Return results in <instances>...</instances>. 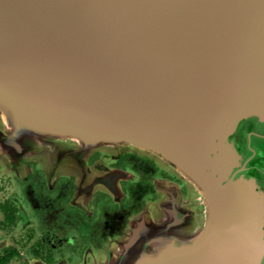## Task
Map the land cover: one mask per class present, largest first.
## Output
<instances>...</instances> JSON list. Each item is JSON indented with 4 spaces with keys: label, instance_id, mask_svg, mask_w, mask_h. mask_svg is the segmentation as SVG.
<instances>
[{
    "label": "water",
    "instance_id": "95a60500",
    "mask_svg": "<svg viewBox=\"0 0 264 264\" xmlns=\"http://www.w3.org/2000/svg\"><path fill=\"white\" fill-rule=\"evenodd\" d=\"M95 151L191 191L95 264H263L264 0H0V153L77 177Z\"/></svg>",
    "mask_w": 264,
    "mask_h": 264
},
{
    "label": "flooded vegetation",
    "instance_id": "af4514ba",
    "mask_svg": "<svg viewBox=\"0 0 264 264\" xmlns=\"http://www.w3.org/2000/svg\"><path fill=\"white\" fill-rule=\"evenodd\" d=\"M2 159L0 264H95L146 209L191 193L177 173L132 153L94 152L77 177Z\"/></svg>",
    "mask_w": 264,
    "mask_h": 264
},
{
    "label": "rangeland",
    "instance_id": "374dc122",
    "mask_svg": "<svg viewBox=\"0 0 264 264\" xmlns=\"http://www.w3.org/2000/svg\"><path fill=\"white\" fill-rule=\"evenodd\" d=\"M95 152H98V151H95ZM90 155H91V154H90ZM90 155H89V156H90ZM2 156H3V155H2ZM89 156H88V157H89ZM0 159H2V158H0ZM2 160H3V159H2ZM4 160H6V159H4ZM4 160H3V161H4ZM23 160H24V161H25V160H33V161L35 160V161H39L38 158L31 157V156H30L29 158L26 157V158H24ZM6 161H7V160H6ZM4 162H5V161H4ZM22 162H23V161L21 160L20 163H22ZM7 163H8V165H12V164H13V163H9L8 161H7ZM41 169H43L42 166H41ZM76 169H77V168H75V170H76ZM43 170H44V169H43ZM44 172H45V171H44ZM59 175H63V174H54V175H52V176L54 177V176H59ZM64 175H65V174H64Z\"/></svg>",
    "mask_w": 264,
    "mask_h": 264
}]
</instances>
